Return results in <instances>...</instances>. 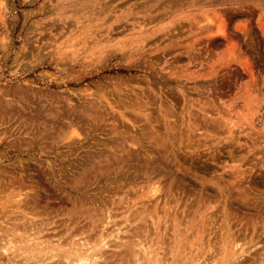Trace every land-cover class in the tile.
I'll use <instances>...</instances> for the list:
<instances>
[{"label": "rangeland", "instance_id": "obj_1", "mask_svg": "<svg viewBox=\"0 0 264 264\" xmlns=\"http://www.w3.org/2000/svg\"><path fill=\"white\" fill-rule=\"evenodd\" d=\"M250 236L264 0H0V264L84 242L98 264H207Z\"/></svg>", "mask_w": 264, "mask_h": 264}, {"label": "bare ground", "instance_id": "obj_2", "mask_svg": "<svg viewBox=\"0 0 264 264\" xmlns=\"http://www.w3.org/2000/svg\"><path fill=\"white\" fill-rule=\"evenodd\" d=\"M156 191V190H155ZM157 193V192H156ZM155 193V194H156ZM152 195V194H151ZM22 202V200H21ZM18 203V202H17ZM89 213V212H88ZM261 223V222H260ZM228 229V228H227ZM225 234V233H224ZM105 236V235H103ZM102 236V237H103ZM108 236H110V234H108ZM107 236V237H108ZM114 237L116 235H113ZM227 236V235H226ZM220 237V236H219ZM230 237V236H227ZM226 237V238H227ZM37 238V237H36ZM36 238H31L28 236V240L26 242L23 243V245H27L28 247L32 248L34 246H41L42 242L38 241ZM222 238V237H221ZM229 239V238H228ZM31 241L36 242V244L34 243L33 246H31ZM106 241L105 238H101L99 243H103L101 244V249L107 247L108 245H106L108 242H104ZM242 241V242H241ZM261 240H257V239H253L251 236L248 238V240L246 238L238 240V239H232L230 238L229 240H227L223 246L224 248L220 251L217 252V256L220 255L221 257L219 259H216L214 256L211 257L210 261L207 264H264V249L259 248L257 245ZM241 242V243H240ZM14 243V242H13ZM12 242L8 241L6 242V244L2 247H0V251H2V253L7 254V253H15L18 251V248L13 247ZM98 243V242H95ZM120 243V242H118ZM261 243V242H260ZM88 244L87 243H81L79 244V247L81 248V251H78L76 253H74L72 256L74 257H65L66 261L68 262V264H98L96 263V259L98 256L97 251L94 249L96 248L97 245H93V246H89L86 247ZM99 245V244H98ZM145 245V244H144ZM143 246V245H142ZM222 246V247H223ZM21 247V246H20ZM24 247V246H23ZM99 247V246H98ZM22 248V247H21ZM39 248V247H38ZM139 248V247H138ZM137 248V249H138ZM145 248V247H144ZM97 249V248H96ZM106 249V248H105ZM115 249V248H114ZM142 249V250H141ZM139 249V252H137L136 257L139 256L140 254V250L141 252H145V250L143 248ZM207 249V248H206ZM261 249V250H260ZM22 250V249H21ZM11 251V252H10ZM27 250H25L26 252ZM38 251V250H37ZM137 251V250H135ZM208 251V249H207ZM24 252V251H23ZM30 252V251H29ZM28 252V254H29ZM32 252V250H31ZM30 252V253H31ZM168 252V251H167ZM22 253V252H21ZM139 253V254H138ZM141 253V254H142ZM212 253V252H211ZM3 254V255H4ZM156 254V253H155ZM21 254H16L15 256L18 257ZM30 255V254H29ZM154 255V254H152ZM158 255V254H157ZM10 256V255H9ZM63 257V255H61ZM70 256V255H69ZM141 256V255H140ZM143 256V255H142ZM149 255H147L148 257ZM156 256V255H155ZM224 256V257H223ZM31 257V256H30ZM29 257V259H30ZM103 259V256H100ZM144 258V257H143ZM149 258V257H148ZM155 258V257H154ZM152 258V259H154ZM158 258V256H157ZM155 258L154 261L150 259L149 263L151 264H162V262L164 263L165 261L161 260V259H157ZM25 259V258H24ZM28 259V258H27ZM140 259V257H139ZM138 259V260H139ZM145 260V259H144ZM38 261V260H37ZM101 261V260H100ZM215 261V262H214ZM102 262V261H101ZM140 262V261H137ZM144 263V262H143ZM139 264V263H138ZM142 264V262L140 263ZM165 264H169L168 262H165ZM192 264V263H189Z\"/></svg>", "mask_w": 264, "mask_h": 264}]
</instances>
